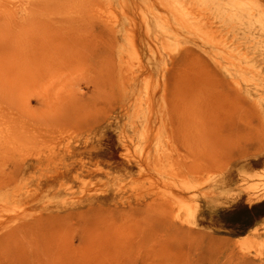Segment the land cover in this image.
<instances>
[{
    "label": "rangeland",
    "instance_id": "rangeland-1",
    "mask_svg": "<svg viewBox=\"0 0 264 264\" xmlns=\"http://www.w3.org/2000/svg\"><path fill=\"white\" fill-rule=\"evenodd\" d=\"M244 205L264 0H0V264H264Z\"/></svg>",
    "mask_w": 264,
    "mask_h": 264
},
{
    "label": "crops",
    "instance_id": "crops-1",
    "mask_svg": "<svg viewBox=\"0 0 264 264\" xmlns=\"http://www.w3.org/2000/svg\"><path fill=\"white\" fill-rule=\"evenodd\" d=\"M253 208L254 207H249L246 205H244V207L233 206L224 209L223 212L221 211L213 213L211 216L205 217L204 219L207 220L208 227L213 229V231L216 233H220V231L223 229H229L231 231H240L243 229L246 232L264 217L252 215V219L249 218V220L246 222H241V218L245 215L249 216V213L251 210H253Z\"/></svg>",
    "mask_w": 264,
    "mask_h": 264
},
{
    "label": "bare ground",
    "instance_id": "bare-ground-1",
    "mask_svg": "<svg viewBox=\"0 0 264 264\" xmlns=\"http://www.w3.org/2000/svg\"><path fill=\"white\" fill-rule=\"evenodd\" d=\"M105 154H107V152ZM243 259H245V258H243ZM256 260H259V259H256Z\"/></svg>",
    "mask_w": 264,
    "mask_h": 264
}]
</instances>
